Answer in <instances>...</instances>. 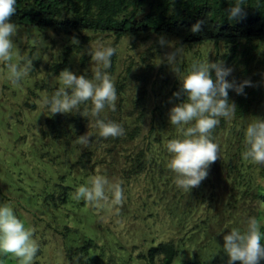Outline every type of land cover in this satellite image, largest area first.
Returning a JSON list of instances; mask_svg holds the SVG:
<instances>
[{
    "label": "trees",
    "instance_id": "obj_1",
    "mask_svg": "<svg viewBox=\"0 0 264 264\" xmlns=\"http://www.w3.org/2000/svg\"><path fill=\"white\" fill-rule=\"evenodd\" d=\"M230 6L228 0H17L12 22L19 28L36 29L40 36L53 31L63 37L62 43L56 44L41 36L52 48L44 76L58 77L68 69L90 79L95 62L88 52L95 49V42L102 39L117 48L109 70L118 94L116 111L105 109L101 117L121 123L125 135L104 140L92 127L91 117L73 111L49 116L41 131L43 139L55 141L58 152L71 151L76 174L82 172L89 180L103 175L110 183H119L128 201L131 188L149 177L154 187L146 184L147 197L161 182L165 190L158 199L163 201L169 194L175 206L183 200L181 216L185 220L195 214L196 208L210 202L216 207L213 218L219 228L240 206L243 207L234 227H243L250 216L257 217L264 226V168L242 157L243 129L255 118L264 119V0H247L243 6L246 16L239 22L227 20ZM198 21L204 22L202 30L192 33L191 28ZM160 37L182 45L188 55L198 47H213L215 56L211 61H223L233 70L227 77L230 82L252 83L243 95L229 91V102L236 105L237 112L231 120H222L212 132L219 146L218 159L211 164L208 177L190 193L175 186L174 174L166 167V143L179 136L175 126L169 124L168 113L186 97H173L181 84L167 63H160L169 50L157 43ZM73 38L78 44L71 43ZM188 55L181 57L182 71L193 61ZM54 83L50 94L58 84ZM88 132L92 135L89 145H77L75 140ZM175 206L170 211L178 210ZM231 229L222 228L221 235L212 236L224 243L223 237ZM96 251L91 240H83L75 251L79 258L75 264H90L91 254ZM71 255H67L69 264H73ZM177 256L173 240H168L137 258L145 264H172ZM98 259L97 255L93 257L94 261Z\"/></svg>",
    "mask_w": 264,
    "mask_h": 264
},
{
    "label": "rangeland",
    "instance_id": "obj_2",
    "mask_svg": "<svg viewBox=\"0 0 264 264\" xmlns=\"http://www.w3.org/2000/svg\"><path fill=\"white\" fill-rule=\"evenodd\" d=\"M19 30L20 36L14 39L19 56L14 49L13 62L20 57L31 58L37 50L32 40L46 36L49 41L62 43L63 37L53 31L41 37L36 29ZM43 42L39 59L33 61V71L19 87L5 79L6 70L0 62V203L9 204L25 227L33 230L40 245L34 264H69L68 253L75 264L79 259L75 251L86 239L97 246L90 264H145L137 257L168 240H173L178 250L172 264H228L227 254L221 250L223 241L212 234L221 235L222 228L228 231L234 227L243 207L241 201L235 215L219 228L213 218L216 207L210 202L196 208L195 214L185 220L181 216L183 200L177 206L169 194L159 200L165 190L161 182L147 197V185L154 187L149 177L132 187L130 200L124 196L119 205L99 207L74 199L75 190L87 184L89 178L82 172L76 174L70 150L58 152L55 141L45 140L41 134L51 116L43 100L55 86L53 76L43 74L52 52L51 46ZM188 56L212 62L215 51L213 47H198ZM173 206L178 210L170 211ZM221 253L223 257H219ZM96 255L99 259L94 261ZM0 260L2 264H19L10 254H0Z\"/></svg>",
    "mask_w": 264,
    "mask_h": 264
},
{
    "label": "clouds",
    "instance_id": "obj_3",
    "mask_svg": "<svg viewBox=\"0 0 264 264\" xmlns=\"http://www.w3.org/2000/svg\"><path fill=\"white\" fill-rule=\"evenodd\" d=\"M228 3L231 6L226 10L227 20H243L246 16L243 6L247 0H228ZM16 11L17 0H0V62L6 70L5 79L19 87L33 71V61L39 59V46L44 42L42 38L39 41L32 40L37 50L31 58L20 57L18 62H13L14 49L19 56L14 39L20 36V30L12 22ZM203 23L198 21L192 26L191 32H201ZM71 43L78 44V40L73 38ZM157 43L172 49L160 63H167L179 77L181 86L178 92L173 93V97L177 100L182 95L186 97L185 101L175 104L168 113L169 124L175 126L179 136L166 143L169 154L166 167L174 174L175 186L190 193L208 177L211 164L218 159L219 146L214 142L212 132L222 120H231L237 112L236 105L229 102V91L243 95L244 89L251 87L252 83L248 80L239 84L234 80L230 82L227 77L233 70L226 67L223 61L195 59L186 71H182L180 60L184 47L163 37L158 38ZM88 54L95 62L92 77L89 79L68 69L61 71L58 77H53V81L58 84L43 100V104L51 115L75 111L84 117H91L92 127L98 130L99 137L104 140L119 138L125 135L122 124L101 117L105 109L116 111L118 94L109 70L117 48L98 39L95 49L90 48ZM243 131L245 151L242 157L264 168V119L255 118ZM91 137L88 132L78 137L75 143L87 146ZM73 196L77 201L83 200L99 207L119 205L123 199V189L119 183H110L106 176L96 175L87 184L80 185ZM223 239L228 264L237 261L240 264H261L264 261V226L257 217H248L243 227H233ZM39 250L40 245L33 230L25 227L9 204L0 203V254L14 256L19 264H34Z\"/></svg>",
    "mask_w": 264,
    "mask_h": 264
}]
</instances>
